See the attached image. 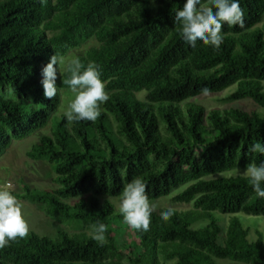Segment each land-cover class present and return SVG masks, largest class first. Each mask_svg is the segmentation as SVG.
<instances>
[{
    "label": "trees",
    "instance_id": "16d2710c",
    "mask_svg": "<svg viewBox=\"0 0 264 264\" xmlns=\"http://www.w3.org/2000/svg\"><path fill=\"white\" fill-rule=\"evenodd\" d=\"M206 2V0H205ZM185 0H0V155L13 139L45 127L60 102L43 94L41 70L49 58L65 55L94 38L97 45L77 55L96 62L109 100L95 122L69 123L55 116L26 155L45 159L54 172L49 190L23 184L15 193L40 205L45 215L107 226L106 243L59 231L54 238L29 231L0 249V264H264L261 233L253 242L237 217L224 235L213 211L264 215L246 176L206 179L205 175L264 162L252 151L264 143V116L256 111L209 110L184 99L219 91L233 83L230 99L249 97L264 107V0H240L244 26L222 27L219 49L190 47L174 25V9ZM145 91L144 100L135 92ZM160 120L163 122L161 127ZM214 133L209 139L207 134ZM140 178L149 200L191 182L175 196L192 208L153 210L147 231L132 230L124 252L116 236L118 211L108 199ZM13 194V193H12ZM77 199L73 204L62 200ZM89 204V206L87 205ZM173 209V208H172ZM208 220L205 226L191 224ZM221 238L222 243L218 242ZM125 247V246H124Z\"/></svg>",
    "mask_w": 264,
    "mask_h": 264
},
{
    "label": "clouds",
    "instance_id": "9594fccd",
    "mask_svg": "<svg viewBox=\"0 0 264 264\" xmlns=\"http://www.w3.org/2000/svg\"><path fill=\"white\" fill-rule=\"evenodd\" d=\"M173 11L174 25L180 27L181 38L192 48L200 42L204 46L219 49L224 41L222 27L225 24L244 26L240 0H185L182 8ZM61 64L64 73L62 83L71 93L63 118L69 123L95 122L101 115V105L109 100L105 83L100 78V66L94 61L85 65L78 58L65 62L59 55H52L41 70L40 83L46 98L51 99L58 94L56 81L57 73L61 76ZM201 93L207 95L208 89H201ZM252 151L264 154V143H255ZM244 174L256 197L264 198V162L250 163ZM146 188L144 181L136 178L125 184L120 194L117 211L131 230L147 231L151 224L154 208ZM173 215L174 209L168 208L160 214V219L167 222ZM107 231L105 224H94L91 239L103 246ZM28 233L29 226L22 216L17 198L9 190L0 188V249L26 237Z\"/></svg>",
    "mask_w": 264,
    "mask_h": 264
},
{
    "label": "rangeland",
    "instance_id": "374dc122",
    "mask_svg": "<svg viewBox=\"0 0 264 264\" xmlns=\"http://www.w3.org/2000/svg\"><path fill=\"white\" fill-rule=\"evenodd\" d=\"M264 22V14L260 21L256 23L257 26ZM97 45L94 38L88 40L78 48L70 49L65 55L60 56L65 62L75 59L77 55L84 54L91 46ZM60 73L63 71V65H59ZM59 76L60 74L57 73ZM264 90V80L261 82ZM236 84L233 83L219 91L208 92L207 95L202 93L196 96H191L179 103L180 106H184L186 103H194L201 105L205 108L204 123L210 127L209 120L207 118V112L209 110L224 111L227 109H239L243 111H256L261 116H264V107L256 104L251 98L246 97L242 99H230L229 95L235 90ZM60 102L54 112H52L49 122L45 127L35 131L28 137L22 139H13L10 144L0 155V188L9 190L11 193H22L24 187L23 184L30 186L31 188L46 189L49 190L55 186L54 172L49 162L45 159L34 160L26 155L30 146L36 143L39 136L43 133H50V123H53L55 116L63 115L68 101L71 99V93L69 89H63L60 91ZM108 95L109 93L106 92ZM145 91L135 92V97L138 100H144ZM161 127L163 128V122L160 120ZM214 133L206 135V139H209ZM247 167H233L221 172L211 173L205 175L204 178H218V177H230V176H245V169ZM191 182L180 184L173 187L167 195L161 196L158 199L150 200L154 210L160 207H169L176 210H187L193 207L192 201L179 202L175 200V196L181 193ZM15 196V195H14ZM16 197V196H15ZM120 197V196H119ZM119 197H100L101 203L104 199H108L115 206V211L119 207ZM21 205L22 216L29 226V231H33L42 236L54 238L59 231H66L69 234H75L78 237H90L92 227H85L81 224V221L65 220L61 216L49 217L45 215L40 205L36 202L28 201L22 197H16ZM77 199L62 200L63 204H73ZM89 206V204H87ZM212 215L218 220L221 227V235H224L227 229L229 219L237 217L243 228L247 230V240L253 242L257 239L258 233H261L262 242L264 243V215H250L243 212L237 213H222L220 211H213ZM118 217H122L118 215ZM117 229L115 231L116 236L122 235V241L120 243L123 251L128 249L126 245L132 243L134 237L132 230L124 223L121 218L117 219ZM208 220H200L191 224V228L198 229L205 226ZM94 224H97V217H94ZM93 224V225H94ZM219 243H222L221 238L218 239ZM125 246V247H124ZM216 264H235L225 259L215 258ZM248 264V263H239Z\"/></svg>",
    "mask_w": 264,
    "mask_h": 264
}]
</instances>
